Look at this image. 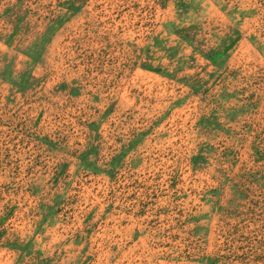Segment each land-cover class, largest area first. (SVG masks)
<instances>
[{
  "label": "rangeland",
  "instance_id": "1",
  "mask_svg": "<svg viewBox=\"0 0 264 264\" xmlns=\"http://www.w3.org/2000/svg\"><path fill=\"white\" fill-rule=\"evenodd\" d=\"M0 264H264V0H0Z\"/></svg>",
  "mask_w": 264,
  "mask_h": 264
}]
</instances>
